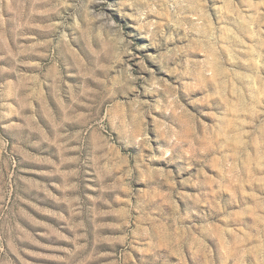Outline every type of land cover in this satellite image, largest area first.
I'll use <instances>...</instances> for the list:
<instances>
[{"label":"rangeland","instance_id":"obj_1","mask_svg":"<svg viewBox=\"0 0 264 264\" xmlns=\"http://www.w3.org/2000/svg\"><path fill=\"white\" fill-rule=\"evenodd\" d=\"M0 264H264V0H0Z\"/></svg>","mask_w":264,"mask_h":264}]
</instances>
